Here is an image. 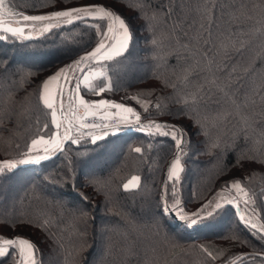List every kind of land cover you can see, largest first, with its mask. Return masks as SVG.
Returning <instances> with one entry per match:
<instances>
[{
	"label": "snow or ice",
	"instance_id": "6c2138e0",
	"mask_svg": "<svg viewBox=\"0 0 264 264\" xmlns=\"http://www.w3.org/2000/svg\"><path fill=\"white\" fill-rule=\"evenodd\" d=\"M31 7L35 11L21 12L7 5L5 0H0L2 39L33 46L39 43V38L56 34L54 30H61L59 34L66 45L67 62L59 66L51 65L53 70L40 77L36 84L35 107L43 114L44 121H36L38 131L25 144L23 152L9 153L10 158L0 159V183L10 179L21 165L42 166L44 161H49L57 154L64 156L65 170L55 175L48 172L39 180L31 181L24 189L21 201L43 203L50 205L51 209L37 212L34 218L25 213L14 214L11 224L6 219L0 225V232H4L0 235V258H3L0 264H45L41 256V249L44 247L41 237L62 254L61 264H86L85 254L91 247L88 240V221L91 219L89 211L82 204L65 201L55 193L49 194L47 188L67 185L75 188L77 173L74 158L85 162L104 153L106 146L112 140L120 138L127 128L139 129L144 134V139L132 149L141 160L161 147L162 141H167L170 145L171 159L166 168L162 195L158 198L152 216L157 230L161 221L167 220L169 215L178 218L177 223L187 231L231 210L238 214L239 224L257 232L261 240H264V187L250 183L255 175L252 169L258 167L264 173V151H261V161L257 164L255 157L246 155L237 143L240 137L233 133L232 138L223 145V150L218 152L217 149L221 148V133L213 134L211 131L212 127H223L231 115L227 109L209 108V93L212 89L228 97L237 113L249 104L246 97L239 100L236 98L240 76H235L234 79V74L247 70L225 63L230 58L229 52L242 54L246 47L248 37L243 31L239 39L235 32L228 34L232 41L230 49L223 41L214 39L206 27L215 18L216 6L212 0H204L202 4L195 5V16L191 18L183 12L172 18L176 9L171 0L167 6H153L150 0H139L132 5L124 4L123 0H111V3L86 0L76 4L58 0L56 3H40ZM179 7L183 9L184 5ZM253 12L262 21L256 32L264 34V0L248 6L241 4L230 15L233 19L242 21L251 18ZM140 21V27L145 28L147 33L143 46L137 43L136 35L137 22ZM64 26H84L87 39L79 43L72 36H65L62 31ZM174 46L192 53L195 67L206 75L203 83L196 84L186 92L176 90V85L172 84L174 92L170 94H165L161 85L153 83L148 87L153 91H161L154 103L142 99L144 95L151 96L152 91L136 89L131 92L130 98L137 101L138 106L102 95L122 86L130 89L133 83L153 78L160 80L164 88L168 87L169 80L159 72L166 65L167 56L175 50ZM221 50L225 52L224 57L217 60ZM135 69L141 70L140 77L131 74ZM184 71L183 82L191 85V68ZM32 74L30 67L13 69L7 60L0 58V80L15 82L19 76L24 81ZM89 94L100 98L90 99ZM32 95L33 93L28 92L21 98L22 111H30L26 106L30 104ZM8 96L11 98L12 93L9 92ZM248 127L245 124V143L249 136ZM196 136L202 139H196ZM261 136H264V132ZM229 148L237 153L231 164L241 167L247 164L249 176L246 179L232 177L224 180L218 187L209 188L200 197L194 211L186 210L190 201L184 196L182 185L186 173L185 159L189 153L207 151L212 155V162H219L222 168L227 169L230 165L224 163V158ZM84 186L102 191L111 204L110 210H116V214L121 217L128 214L120 204L118 190L122 189L121 194L125 196H135L144 191L139 175H132L116 189H112L107 186L104 178L96 173H88ZM83 199L89 200L90 197L85 194ZM257 212L260 213L259 216L256 215ZM66 217L80 222V226L73 227L66 235H58L53 228ZM15 229L27 231L18 232ZM33 230L38 235H31ZM230 238L242 245L249 243L238 232L231 233ZM164 242L170 250H185L176 236L165 234ZM111 246L112 241L109 240L108 247ZM210 247L192 243L186 246V250L197 251L202 258L200 264H217L224 252L228 251L224 249L214 255L209 250ZM257 255L260 257V264H264V250L259 253L255 250L231 253L220 264H245L246 258L255 264Z\"/></svg>",
	"mask_w": 264,
	"mask_h": 264
},
{
	"label": "trees",
	"instance_id": "16d2710c",
	"mask_svg": "<svg viewBox=\"0 0 264 264\" xmlns=\"http://www.w3.org/2000/svg\"><path fill=\"white\" fill-rule=\"evenodd\" d=\"M86 0H66L67 3H82ZM97 2V0H94ZM58 0H5L7 5H11L17 11L33 12L31 6L34 4H51ZM102 3H111V0H98ZM139 0H123L124 4L132 5ZM204 0H171L173 7L176 9L172 14L175 18L181 12L187 14L190 18L195 16L193 8L197 4H202ZM215 4V18L206 27L211 31L213 38L223 41L227 48L232 47V41L229 37L230 32H235L237 39L241 31L248 37V42L242 54L229 52V59L225 61L229 65L235 64L237 68H244L246 72H237L235 76H240L239 86L236 90V98L249 101L247 107H243L239 113L228 97L222 95L219 91L212 89L209 93V108H223L231 112L226 124L221 127H212L213 134L220 132L221 148L236 133L240 139L237 143L244 150L247 156L255 157L257 164L261 161L260 153L264 151V34L256 32L261 26V19L253 12L251 18H245L242 21L235 20L231 17L234 8L241 4L246 6L258 3V0H212ZM153 6H167L169 0H150ZM184 5L181 9L179 6ZM132 11V9H129ZM142 21L137 22V43L141 46L145 43L146 29L140 27ZM56 34L39 38V43L28 46L21 44L19 41L11 39L5 41L2 39L3 33H0V58L7 60L9 66L16 68H31L32 75L27 80L21 81L16 77L15 82L0 80V159H7L9 153L23 152L25 144L38 131L37 120L44 121L43 114L35 107L36 105V84L40 77L50 73L53 69L51 65L59 66L66 63L65 50L66 45L63 37L59 34L61 30H54ZM65 36L83 43L87 36L84 26H64L62 29ZM211 45H209V48ZM167 56L166 65L162 66L159 74L169 80V86L164 88L160 80H141L139 83H133L131 88L119 87L114 91L102 94L108 99H113L122 103H129L138 106V102L131 99V92L136 89H147L152 91L151 96H142L143 100L155 102V98L161 95V91H153L148 87L153 83L161 85L165 94L174 92L171 87L176 85V90L189 91L196 84L203 83L206 79L204 72H201L194 65V57L191 52H187L179 47ZM224 50H221L217 60L223 59ZM191 68L192 75L189 77L191 85L185 84L183 78L185 69ZM37 69H43L38 71ZM135 77L141 76V70L135 69L131 73ZM223 75V73H217ZM207 87V85H205ZM12 93L9 98L8 93ZM31 92L30 104L26 107L30 111H22L20 100ZM100 98L89 94L88 98ZM95 98V99H96ZM177 105H169L176 107ZM149 111H152L149 108ZM154 119L168 117H152ZM41 123V127H42ZM245 124L249 127L247 143L244 142ZM196 139H202L196 136ZM144 134L139 129L127 128L121 134L120 138L112 140L107 146L104 153L94 156L93 159L81 162L74 158L75 170L77 173V184L73 188L70 185L63 187H49V194L55 193L65 201L73 204H82L89 211L91 219L88 221V240L91 247L85 254L86 264H200V254L193 250H186L188 244L195 243L210 245V251L214 255L224 249V255L220 257L217 264L225 259L231 253L241 251L257 253L264 250V240H261L257 232L247 226L239 224L237 213L229 211L227 214L217 217L215 220L206 222L185 231L177 223L178 218L168 216L167 220H162L157 230L152 216L158 198L162 195V186L166 179V168L171 159L169 155L170 145L167 141H162V146L157 150L146 155L143 160L132 150L141 140ZM18 145L19 147H16ZM202 147V146H201ZM251 149V150H250ZM237 153L231 148L225 152L224 163L230 165L229 168H222L219 162H212V155L201 150L199 154L192 152L185 159L186 173L183 180V193L189 199V205L186 210H194L200 202V197L207 193L209 188L218 187L224 180L232 177L246 179L249 176L247 164L243 167L231 164V161ZM243 163V161H242ZM65 170V158L62 155L52 157L49 161H44L42 166L21 165L20 168L7 181L0 183V225L12 223L14 214L25 213L27 216L35 217L36 213L42 210L51 209L50 205L37 203L35 201H21L20 197L24 194V189L33 180H39L40 177L48 172L53 175L63 173ZM255 175L252 176L250 183L253 186L264 187V173L257 167L252 169ZM88 173H96L107 182V186L116 189L132 175L141 177V186L144 190L135 196H125L121 193L122 189L117 192L120 204L128 214L121 217L116 214V210H110L111 204L105 199L102 191H94L91 186L85 187L84 184L88 179ZM171 193V189H169ZM89 195V200H84L83 196ZM234 208V206H232ZM243 208V203L241 204ZM54 211V209H52ZM260 215L259 212L256 213ZM256 222L255 220L253 221ZM80 222L71 218H64L62 222L53 228L58 235H66L73 227H79ZM114 226H116L114 228ZM7 231V230H4ZM15 231H27L26 229H15ZM238 232L243 239L249 241L248 244L242 245L238 241L231 240V233ZM4 232H0V235ZM165 234L176 236L185 250H170L167 248L164 238ZM31 235H38L33 230ZM228 237V239H225ZM112 241V246L108 247V241ZM41 249L42 259L45 264H61L62 254L51 244L44 242ZM3 258H0L2 260ZM245 264H252L247 259ZM255 264H260V257H255Z\"/></svg>",
	"mask_w": 264,
	"mask_h": 264
},
{
	"label": "rangeland",
	"instance_id": "374dc122",
	"mask_svg": "<svg viewBox=\"0 0 264 264\" xmlns=\"http://www.w3.org/2000/svg\"><path fill=\"white\" fill-rule=\"evenodd\" d=\"M83 2H86V1H83ZM83 2H82V3H83ZM92 2H96V1L92 0ZM95 98H96V97H95ZM95 98H91V99H95ZM96 99H97V98H96ZM194 210H195V209H194ZM194 210H193V211H194Z\"/></svg>",
	"mask_w": 264,
	"mask_h": 264
},
{
	"label": "water",
	"instance_id": "95a60500",
	"mask_svg": "<svg viewBox=\"0 0 264 264\" xmlns=\"http://www.w3.org/2000/svg\"><path fill=\"white\" fill-rule=\"evenodd\" d=\"M58 155V154H57Z\"/></svg>",
	"mask_w": 264,
	"mask_h": 264
}]
</instances>
